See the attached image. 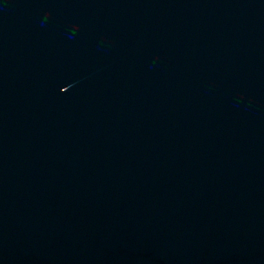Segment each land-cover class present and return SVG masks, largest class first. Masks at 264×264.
<instances>
[{"label": "water", "instance_id": "water-1", "mask_svg": "<svg viewBox=\"0 0 264 264\" xmlns=\"http://www.w3.org/2000/svg\"><path fill=\"white\" fill-rule=\"evenodd\" d=\"M0 264H264V0H0Z\"/></svg>", "mask_w": 264, "mask_h": 264}]
</instances>
